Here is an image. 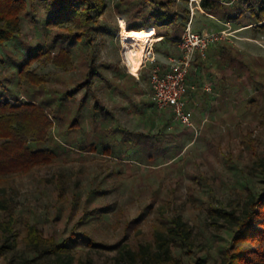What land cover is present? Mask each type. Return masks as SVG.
<instances>
[{
	"label": "rangeland",
	"instance_id": "obj_1",
	"mask_svg": "<svg viewBox=\"0 0 264 264\" xmlns=\"http://www.w3.org/2000/svg\"><path fill=\"white\" fill-rule=\"evenodd\" d=\"M118 2L106 0L101 18L112 34L99 33L92 45H78L71 68L51 61L32 65L47 79L43 89L20 80L18 68L26 53L52 47L57 31L46 27L45 10L30 7L22 16L19 36L0 44V81L9 97L27 99L33 94L40 99L73 90L85 79L84 59L92 55L105 76L94 82L96 97L90 95L81 127L69 128L85 90L71 101L69 120L54 127L56 160L0 181V201L15 216L14 229L8 231L2 223L10 210L0 208V264H146L145 258L158 251L156 236L168 237L176 215L190 230L191 246L176 242L170 245L172 254L182 264H218L231 235L218 210L238 214L249 197L264 190V31L247 25L254 21L250 16L230 21L206 13L202 0L176 1L179 12L190 10L193 32L214 38L204 54L196 52L186 75V111L194 124L188 126L170 108L157 107L151 66L131 72L121 23L126 24V17L135 23L142 20L127 6L120 14ZM180 43L154 46L167 56L157 59L164 72L171 70L172 58L183 59ZM222 46L237 59L220 66ZM96 98L110 111L105 120L93 110ZM95 121L101 129L116 131L118 141L120 127L175 133L178 147L152 165L139 161L137 148L131 146H121L116 157L101 149L92 152L90 144L99 143ZM29 225L47 239L63 241L74 230L89 233L98 244L54 252L49 244L28 239Z\"/></svg>",
	"mask_w": 264,
	"mask_h": 264
},
{
	"label": "trees",
	"instance_id": "obj_2",
	"mask_svg": "<svg viewBox=\"0 0 264 264\" xmlns=\"http://www.w3.org/2000/svg\"><path fill=\"white\" fill-rule=\"evenodd\" d=\"M176 1L119 0L116 7L120 14H123L121 7L127 6L134 14L141 16V23H135L132 17L125 18L128 30L153 29L158 37H162L160 43H178L187 29L191 13L189 9L179 12ZM35 5L45 10L46 27L56 30L57 33L50 49L39 48L35 53L25 54L18 68V76L28 85L43 89L47 79L32 69L34 63L51 61L57 67L69 69L74 65V50L78 45H92L96 34L112 32L101 21L107 8L106 0H0V44L19 36L22 16ZM201 6L206 13L230 21L247 19L250 16L254 21L247 25L264 31V0H239L233 5L224 4L222 0H202ZM220 54V66L237 59L225 46H222ZM84 63L87 67L85 79L73 90L65 91L61 95H44L40 99H36L33 94H29L27 99H21L17 95L9 97L7 88L0 81V181L14 175L28 174L56 160L53 129L57 124L69 120L73 112L71 101L74 102L76 95L85 90L69 126L72 130L81 127V116L86 103L90 95L96 97L93 92L94 82L96 79L105 78L94 55L90 59H84ZM100 65L111 66L105 63ZM244 67L241 69L244 70ZM93 110L97 118L102 120L110 116V111L98 98ZM95 125L99 143L92 142L89 151L96 152L101 149L110 157H116L121 146H131L137 148L135 152L139 155V161L152 165L158 162V158L170 155L171 150L178 147L175 145L178 140L175 133L162 130L147 133L120 127L118 130L122 136L118 141L116 131L110 128L101 129L96 121ZM58 146L62 145L58 143ZM179 147L183 148L180 145ZM0 208L10 210L4 201H0ZM218 212L231 231L230 241L222 250L218 264H264V190L258 196L249 197L238 214L220 209ZM143 215L134 222L138 223ZM2 224L8 231L14 229L15 216L12 210ZM168 230V237L156 236L158 251L154 256L145 258L146 264H182L181 259L172 254L171 246L176 242L190 245V230L180 215L172 218ZM27 236L36 245L49 244L54 252H65L81 243L91 246L98 244L89 233L74 230L63 241L47 239L35 225L28 226ZM199 261L195 264H203Z\"/></svg>",
	"mask_w": 264,
	"mask_h": 264
},
{
	"label": "built area",
	"instance_id": "obj_3",
	"mask_svg": "<svg viewBox=\"0 0 264 264\" xmlns=\"http://www.w3.org/2000/svg\"><path fill=\"white\" fill-rule=\"evenodd\" d=\"M239 0H222L224 4L233 5ZM192 3L198 0H191ZM194 10V9H193ZM194 15V11H193ZM191 23L182 37L180 46L184 51L182 60L172 58L171 70L164 72L162 66L158 63L154 54V44L148 49L145 63L151 62L150 84L154 92V99L159 109L170 108L176 119L188 126H194L190 114L186 111L185 92L187 88L186 75L189 66L197 51L205 53L214 38L208 33H196L191 29ZM208 89H211L207 86Z\"/></svg>",
	"mask_w": 264,
	"mask_h": 264
},
{
	"label": "bare ground",
	"instance_id": "obj_4",
	"mask_svg": "<svg viewBox=\"0 0 264 264\" xmlns=\"http://www.w3.org/2000/svg\"><path fill=\"white\" fill-rule=\"evenodd\" d=\"M122 38L126 46V54L129 61V67L132 73L138 74L147 59L148 49L153 42L160 41L153 29L141 31L128 30L124 20L121 23Z\"/></svg>",
	"mask_w": 264,
	"mask_h": 264
},
{
	"label": "crops",
	"instance_id": "obj_5",
	"mask_svg": "<svg viewBox=\"0 0 264 264\" xmlns=\"http://www.w3.org/2000/svg\"><path fill=\"white\" fill-rule=\"evenodd\" d=\"M160 42L161 41L153 42V44H154V46L157 44V47H158V46L161 45ZM157 47L155 48L154 54H155L156 58L158 59V61H161V60L164 61L167 58V56L163 52L159 51ZM147 65L151 66L152 64H151V62L144 63L143 66H142V68L145 67V66H147Z\"/></svg>",
	"mask_w": 264,
	"mask_h": 264
}]
</instances>
